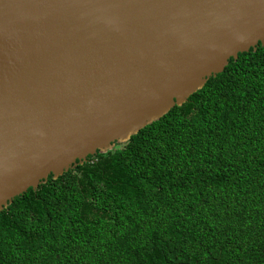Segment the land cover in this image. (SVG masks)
<instances>
[{"label":"trees","instance_id":"16d2710c","mask_svg":"<svg viewBox=\"0 0 264 264\" xmlns=\"http://www.w3.org/2000/svg\"><path fill=\"white\" fill-rule=\"evenodd\" d=\"M0 264H264V45L0 212Z\"/></svg>","mask_w":264,"mask_h":264},{"label":"water","instance_id":"95a60500","mask_svg":"<svg viewBox=\"0 0 264 264\" xmlns=\"http://www.w3.org/2000/svg\"><path fill=\"white\" fill-rule=\"evenodd\" d=\"M264 45V0H0V212Z\"/></svg>","mask_w":264,"mask_h":264}]
</instances>
